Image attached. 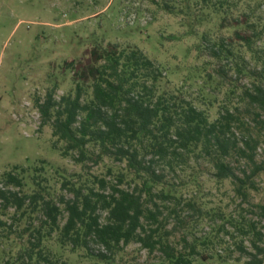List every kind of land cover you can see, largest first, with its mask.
<instances>
[{"label": "rangeland", "instance_id": "374dc122", "mask_svg": "<svg viewBox=\"0 0 264 264\" xmlns=\"http://www.w3.org/2000/svg\"><path fill=\"white\" fill-rule=\"evenodd\" d=\"M236 32L251 35L252 44ZM222 42L233 52L229 59L213 55ZM108 44L142 50L162 68L161 85L213 121L224 107H251L244 91L259 83L255 72L264 62V0H0V190L10 199L0 197V264H35L37 256L27 255L29 241L42 236L37 250L43 248L49 257L46 264H166L160 252L149 253L135 242L112 250L94 241L89 249L62 245L59 231L49 233L43 223L41 201L37 207L29 200L18 207L12 199V192L20 197L40 192L63 208L62 200L72 197L64 182L93 185L94 176L116 182L123 164L105 158L83 165L64 157V142L53 136L50 124L42 123L36 106L49 93L56 100L73 94L77 81L67 62L88 65L92 49ZM238 68L246 72L238 73ZM242 117L253 127L255 160L263 166L248 189V201L236 195L230 179L218 181L204 160L192 159L190 167L178 171L181 179L173 180L186 229H175L169 240L178 248L183 234L189 242L195 240L199 254L194 264H246L248 255L237 244L251 252L252 235L241 228L254 221L264 232V121L256 123L253 112ZM6 173L21 185L9 183ZM188 201L200 211L185 207ZM163 210L162 217L168 213ZM66 217L67 212L60 216L61 226ZM174 225L170 219L166 230ZM99 252L108 259L97 257Z\"/></svg>", "mask_w": 264, "mask_h": 264}, {"label": "trees", "instance_id": "16d2710c", "mask_svg": "<svg viewBox=\"0 0 264 264\" xmlns=\"http://www.w3.org/2000/svg\"><path fill=\"white\" fill-rule=\"evenodd\" d=\"M236 36L247 45L252 44L251 35L236 32ZM226 46L220 43L212 49L213 55L229 59L233 52ZM89 62H67L74 68L77 81L73 94L56 100L49 93L36 106L42 123L50 124L53 136L64 142V157L70 156L83 165L109 158L124 168L118 172L115 183L97 176L93 185L64 182L72 197L62 200L63 208L40 192L22 197L12 192L13 201L18 207L26 200L37 207L41 201L43 223L49 227V233L58 230L60 243L73 249H89L92 241L108 250L135 242L149 253L160 252L162 263L194 264V256L199 254L195 240L189 242L187 234H183L181 248L169 240L175 229H186V216L179 210L181 201L174 194L177 184L173 180L181 179L178 171L190 167L192 159L204 160L214 169L218 181L230 179L236 195L248 201V189L254 187V179L263 166L255 160L257 140L242 113L253 112L256 123L264 121L259 120L264 113V62L255 72L259 83L244 91L252 109L224 107L213 121L204 110L164 88L162 68L140 49H120L116 44H108L92 49ZM237 72L244 73L246 69L238 68ZM234 162L240 165L235 166ZM6 176L9 183L21 185L12 173ZM137 180L140 183L133 185ZM125 183L126 188L122 186ZM158 185L162 188L154 190ZM0 197L10 200L2 190ZM184 205L200 211L195 202ZM260 207L264 215V205ZM165 208L168 213L162 217ZM64 212L67 217L61 226L60 216ZM101 213H105L104 222ZM170 219L175 225L166 230ZM161 229H165L164 234ZM241 231L252 235L251 252L237 244L238 250L248 255L246 264H263L264 232L254 221ZM42 240L43 236L37 242L29 241L27 255L30 259L37 256L35 264L50 261L43 248L37 250ZM96 256L108 259L101 252Z\"/></svg>", "mask_w": 264, "mask_h": 264}]
</instances>
